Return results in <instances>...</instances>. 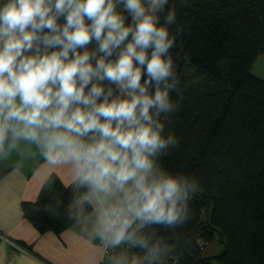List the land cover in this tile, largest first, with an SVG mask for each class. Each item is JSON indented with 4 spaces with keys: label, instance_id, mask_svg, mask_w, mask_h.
Returning a JSON list of instances; mask_svg holds the SVG:
<instances>
[{
    "label": "clouds",
    "instance_id": "1",
    "mask_svg": "<svg viewBox=\"0 0 264 264\" xmlns=\"http://www.w3.org/2000/svg\"><path fill=\"white\" fill-rule=\"evenodd\" d=\"M167 4L0 0V160L35 146L45 162L69 165V219L92 215L106 247L142 249L134 264H157L169 253L144 230L186 222L199 187L194 177L157 163L177 144L173 134L163 135L179 108L170 98L179 93L167 27L176 22L174 8L158 26Z\"/></svg>",
    "mask_w": 264,
    "mask_h": 264
},
{
    "label": "trees",
    "instance_id": "2",
    "mask_svg": "<svg viewBox=\"0 0 264 264\" xmlns=\"http://www.w3.org/2000/svg\"><path fill=\"white\" fill-rule=\"evenodd\" d=\"M172 8L169 55L179 93L170 98L179 108L163 135L173 134L177 144L157 163L194 177L199 187L186 222L144 231L170 250L157 264H264V79L252 72L264 53V0H168L158 26ZM118 11L131 24L122 5ZM72 184L51 176L37 201L24 202L25 217L40 232L61 233L76 223L69 219ZM217 237L221 251L204 256Z\"/></svg>",
    "mask_w": 264,
    "mask_h": 264
},
{
    "label": "crops",
    "instance_id": "3",
    "mask_svg": "<svg viewBox=\"0 0 264 264\" xmlns=\"http://www.w3.org/2000/svg\"><path fill=\"white\" fill-rule=\"evenodd\" d=\"M252 72L264 79V53L253 64ZM54 175L66 186L73 183L69 165L45 162L35 146L23 156L13 153L0 160V264H119L123 259L134 264L143 258L129 244L106 255L92 229V215L61 233L40 232L25 217L23 204L37 201L44 184ZM71 208L75 209L73 203Z\"/></svg>",
    "mask_w": 264,
    "mask_h": 264
},
{
    "label": "rangeland",
    "instance_id": "4",
    "mask_svg": "<svg viewBox=\"0 0 264 264\" xmlns=\"http://www.w3.org/2000/svg\"><path fill=\"white\" fill-rule=\"evenodd\" d=\"M221 249H222V245L219 243V237H217L214 242L207 245V247L204 250L203 255L206 257H211L213 255L218 254L221 251ZM213 262H214V264H220L216 260H214Z\"/></svg>",
    "mask_w": 264,
    "mask_h": 264
},
{
    "label": "built area",
    "instance_id": "5",
    "mask_svg": "<svg viewBox=\"0 0 264 264\" xmlns=\"http://www.w3.org/2000/svg\"><path fill=\"white\" fill-rule=\"evenodd\" d=\"M98 242L100 243V244H102L103 245V247H104V252H105V254L106 255H111V254H113V253H115V252H117L120 248H122L123 246H127V244L125 243V244H121L119 247H117V248H111V247H106L103 243H102V241L98 238ZM130 250H132V247H130Z\"/></svg>",
    "mask_w": 264,
    "mask_h": 264
}]
</instances>
